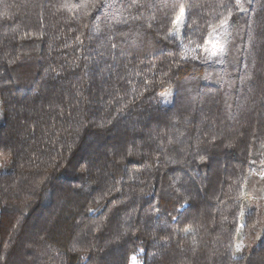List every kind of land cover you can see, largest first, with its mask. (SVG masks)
Returning <instances> with one entry per match:
<instances>
[{
  "label": "trees",
  "instance_id": "trees-1",
  "mask_svg": "<svg viewBox=\"0 0 264 264\" xmlns=\"http://www.w3.org/2000/svg\"><path fill=\"white\" fill-rule=\"evenodd\" d=\"M131 258L264 264V0H0V264Z\"/></svg>",
  "mask_w": 264,
  "mask_h": 264
},
{
  "label": "snow or ice",
  "instance_id": "snow-or-ice-1",
  "mask_svg": "<svg viewBox=\"0 0 264 264\" xmlns=\"http://www.w3.org/2000/svg\"><path fill=\"white\" fill-rule=\"evenodd\" d=\"M237 3H240V0H237ZM231 15V13H229V16ZM184 17H185V7L183 4H181L180 9H179V15H177L176 19L173 21L174 24L179 25L181 28H183L184 26ZM229 19L225 18L223 20H221L220 24L214 28H212L209 33H208V39H206V43H208L210 40L212 39H216L218 38L222 33H224L228 26H229ZM207 51V49H205ZM212 56L215 58L218 55L219 56H223V49L221 48L219 53L217 51H213ZM218 62H222V59L219 60ZM179 211V210H178ZM243 225H241L242 227ZM187 231V230H186ZM236 251L239 252L241 251L242 245L237 244L236 246ZM239 257H234V259H238Z\"/></svg>",
  "mask_w": 264,
  "mask_h": 264
},
{
  "label": "rangeland",
  "instance_id": "rangeland-1",
  "mask_svg": "<svg viewBox=\"0 0 264 264\" xmlns=\"http://www.w3.org/2000/svg\"><path fill=\"white\" fill-rule=\"evenodd\" d=\"M180 28H181V27H180L179 25L176 24V27L174 28V34H175V35L179 36V34H180ZM219 42H220V37H218V38H216V39H212V40H210V41L207 43V51H206V57H207V58H209V59H210V58H213V56H212V54H211L213 51H217V52H218ZM2 169L4 170L5 167L3 166ZM237 244L242 245V248H241V250H242L244 244H243V241L241 240L240 237H239V238L237 239V241H236V245H237ZM236 245H235V246H236ZM235 248H236V247H235ZM129 264H139V262L137 261L136 258H131V260L129 261Z\"/></svg>",
  "mask_w": 264,
  "mask_h": 264
}]
</instances>
